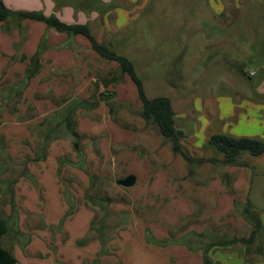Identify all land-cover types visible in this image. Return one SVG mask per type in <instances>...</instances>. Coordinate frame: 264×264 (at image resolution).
Masks as SVG:
<instances>
[{"label":"crops","instance_id":"crops-1","mask_svg":"<svg viewBox=\"0 0 264 264\" xmlns=\"http://www.w3.org/2000/svg\"><path fill=\"white\" fill-rule=\"evenodd\" d=\"M2 1L5 6L14 11H36L47 16L55 15L66 24H86L92 35L101 43L106 41L103 40V35L128 27L131 19L135 18V15L131 16L129 7L130 2L133 3L135 0ZM1 26L3 27V25ZM7 26L10 29L7 33L9 35L0 32L2 39L15 45L16 41L21 39V36L14 37L17 28L26 31L27 43L25 42L24 46L29 54L22 51L7 53L0 48V127L13 128L12 130L0 129V138L3 140V133H6L8 137H14L15 134L24 140L33 138L38 141L37 131L35 130L32 135L31 130L27 129V125L36 127L53 112L63 108L66 102H62L61 99L67 97L71 91L74 95L70 100L73 98L88 99L95 90V83L98 81H96V75L97 78L99 76L92 68L95 67L98 68V71L106 72L117 69L119 64L114 60L101 58L93 50L90 40L82 34L70 36L66 32L49 27L43 21L29 18L15 19L12 22H7ZM10 35H13L12 40L9 38ZM22 36L25 38L24 35ZM109 39L114 44V41L121 39V36L114 37V40H111L113 38ZM0 46H2L1 43ZM37 53H39V65H41L38 72L23 90L19 88L18 91L16 88L11 90V87H16L17 83L25 78L30 58ZM59 69L66 73L57 75L54 71ZM75 77L80 82L73 86ZM100 87L103 91L113 89L114 92L125 89L126 92L129 91L139 98L137 86L127 74L121 83L110 84L107 88L100 84ZM90 91L92 92L90 93ZM211 93L212 96H215L216 104H209L205 107L204 99L201 98L202 110H198L199 117L194 123L193 137L195 141H197V136L199 137L195 143L196 151L200 149L202 152L204 144L214 134H227L234 137L254 136L248 134V131H239L233 126H228L226 112L228 108H231L230 99L219 97L217 96L219 93L214 91ZM170 99L172 101V98ZM113 100L120 103L116 97ZM42 101L46 103V106L41 104ZM50 101L52 104H47ZM172 106L176 114L173 101ZM31 107L36 112L35 116L27 115ZM82 110L79 109L77 115ZM91 111L100 115L102 121L87 118L81 122L80 118L77 119L79 132L80 128L85 134L96 133L98 135L94 136H102L101 139H103L96 149L94 146L96 154H91L90 161L99 164L103 156L104 162H113L115 166L121 165L122 176L120 178L134 174L137 180L133 186L129 187L130 194L138 200H143L145 205H151L149 208L154 206L151 209L157 210L158 216H149L151 218L147 217L149 220H145L143 217L130 215L129 224H125L111 233L112 239L107 243L106 251L102 253L103 245L100 239L85 240L91 233V224L97 208L89 209L86 205L80 208L72 199L67 200L65 194L61 192L65 187L58 178V175L69 166L68 169H73L82 179V175L85 174H80L77 170L85 169L88 172L86 161L84 162L85 167L79 164V157L75 161L71 159V163H67L70 165L65 166V163L59 167L58 157L68 153V145L59 146V142L60 140H64L62 142L69 141L67 139L56 140L51 143L47 158L38 161L40 164L45 163V167L34 166L29 168L27 173L22 174L32 180V183L24 184V200L20 206L24 209L21 208V212H24L25 215L23 214L17 220L22 223V229L11 228L12 230L8 233H11L10 241L7 246L3 244L15 255L18 260L17 264H204L202 249H190L187 245L178 242L181 238L187 240L188 232L200 233L208 226L193 228L192 225H198L191 224L189 227L192 228L188 227L187 231L178 233V226L183 223H180L181 219L185 220V218L194 215L197 208L196 200L183 194V184L179 178L175 177V172L165 166L167 162L164 165L158 164V161H161L160 158L149 157V152L142 147L120 148L113 153V147L111 148L113 143L128 147L136 140H143V137L138 135L137 131L124 128L114 120H108L110 108L105 100H101L99 106ZM238 122L240 125L241 122ZM105 133H108L110 138L105 137ZM2 140L0 139V148L5 139ZM205 148L217 152L211 147ZM184 150L187 152L185 148ZM83 152L85 154L84 150ZM193 156L196 158V155L193 154ZM200 157L203 156L200 155ZM130 162L138 165L142 171L127 169ZM216 163L218 167L215 170L212 169L213 177L207 185L215 205L208 223L218 224L224 218L231 224H235L233 219L236 213L240 214L237 221L246 223L243 210L247 202L248 187L249 185L252 187L251 173L243 166L225 165L221 161ZM182 169L184 171V168ZM2 171L3 168L0 167V176ZM135 171L142 173L141 177ZM89 174L87 173L90 181ZM233 174L237 175L236 179H230ZM224 176L226 179L223 178ZM137 185L138 188L132 189ZM250 196L255 202L256 197L253 196L252 189ZM84 203H86V199ZM255 204L254 206L260 210L259 216L264 224V207L259 202H255ZM11 205L14 212L15 202L14 205L12 203ZM120 207L118 206L117 209H121ZM235 207L238 212L233 215L231 212L236 210ZM69 211L70 214L66 216ZM29 214L33 215V220L43 219L44 226L41 228L26 227L24 224L27 223ZM0 218L8 220L10 223L9 218ZM152 222L154 223L152 224ZM147 235L155 241L169 240V243L163 245L149 242ZM24 238L26 241H22ZM245 250V245L237 247V243L226 247L214 246L209 251V256L214 264H264V253L263 255L251 253L256 259L247 261Z\"/></svg>","mask_w":264,"mask_h":264},{"label":"rangeland","instance_id":"rangeland-1","mask_svg":"<svg viewBox=\"0 0 264 264\" xmlns=\"http://www.w3.org/2000/svg\"><path fill=\"white\" fill-rule=\"evenodd\" d=\"M129 7L131 16L135 15V18L131 19L128 27L103 35V40L106 41L102 43L110 46L109 38L114 40V37L121 36V39H116L114 44L111 43V49L133 61L138 76L143 80L148 97L169 96L172 98L176 110L177 126L184 131L185 137L181 142L187 153L194 154L196 157L201 155L206 159L215 158L216 161H204L194 165L188 163L181 154L174 153L172 142L160 134L155 124L147 123L141 116L139 109L142 102L138 96L129 91L126 92L125 89L115 91L116 100L121 103L117 119L120 125L124 124L127 128L137 131L143 140H136L128 147L113 143L111 145L113 153L120 148L128 149L138 146L147 150L149 157L160 158L162 162L158 161V164L164 165L167 162L165 166L175 172V177L179 178L183 184V194L196 200L197 208L194 215L198 226L192 225V227L201 228L208 225L200 232L202 233L201 238L195 237L194 241L197 244L204 246L210 240L225 235L237 238L248 237L253 227L250 220H253L251 218L248 220L244 216L246 223L237 221L240 215L236 213L238 212L237 206L236 210L231 212L233 215L236 213L233 219L235 224H231L224 218L218 224L208 223L215 205L207 185L213 177V170L218 167L216 162L221 161L222 156L218 152L205 148V144L202 152L200 149L196 151L195 143L199 137L197 136V141H195L193 134L194 123L198 120L199 111L202 110L201 98L204 99L205 107L209 104L215 105V96L211 93L214 91L219 93L217 96L230 99L231 108H228L226 112L228 126H233L239 131H248V134L254 135L251 137L264 140V0H135L133 3L130 2ZM14 20L10 18L8 21L0 22L2 23L0 32L9 33L7 22ZM18 36H21V39L17 40L15 45H11L10 41L5 42L0 35L1 50L7 53L22 51L29 54L24 46L27 40L26 31L17 28L14 37ZM9 38L12 40L13 35ZM92 70L99 74L98 78L96 75V81L107 72L98 71L95 67ZM251 71L254 73L252 74ZM54 72L57 75L66 73L60 69ZM79 82L80 80L75 77L73 86ZM100 91H103L102 87ZM67 95L69 98L73 97V91ZM43 102L41 104L46 106ZM47 104H52V102H47ZM28 111L27 115H36L32 107ZM79 118L81 122L87 118L102 121L100 115L87 110L79 112L77 119ZM107 119L113 120L110 112ZM238 121L241 122L240 125ZM244 125L246 127H243ZM26 127L31 130L32 135L35 133V125ZM0 129L12 130L13 128L5 126ZM79 130L80 133L85 134L80 128ZM3 134L5 141L4 144L2 143L3 147L0 148V167L3 168L0 176V217L9 218V225L12 229H22V223L17 220L24 214L20 206L24 200V184L32 183L28 176L24 177L22 174L27 173L29 168L34 166L45 167V163L32 161L36 139L24 140L15 134L14 137ZM94 135L98 134L88 132L80 141V148H83L86 154L88 172L85 169L79 170L77 166L74 167L78 169V173H84L86 176L82 175L81 179L73 169H68L69 166L58 175L65 187L61 192L65 194L67 200L72 199L80 208L86 205L87 208L94 210L93 204L84 198L90 185L87 173H93L100 177L96 182V187L91 189L90 195L96 197L99 202L107 198L103 203V208L96 205L97 223L106 222L109 226H114L118 221L116 216L120 214L118 211L122 210L128 211L131 216L143 217L145 220H149L147 219L149 216H156L157 210L151 209L154 206L149 208L151 205H145L143 200H138L130 194L129 187L118 184L122 176L121 165L115 166L113 162H104L103 156L99 164L90 161L91 154H96L97 145L99 146L103 141L102 136ZM202 135H204L203 132ZM104 136L110 138L108 133ZM67 140L69 142H62L64 140L59 142V146L68 145V153L58 157L60 165L66 163L65 166L70 165L67 164L71 163L67 162L68 160H77L75 145L79 147V144H75L71 138ZM201 145H203L202 142ZM78 159L79 164L85 167V160ZM242 161L244 162L242 165L236 166H243L248 170L251 173L250 182H252V187L251 185L248 187L246 199L251 198L252 189L253 196L256 197L255 202H259L264 207V153L259 156L244 153ZM127 169L141 170L133 162L127 165ZM135 173H139L140 177L142 175L139 171ZM236 176L233 174L230 179H236ZM223 178L226 179L225 176ZM9 184L13 194L8 187ZM135 188H138V185L132 189ZM85 199L86 203H84ZM12 201L15 202L14 212L10 203ZM251 201L255 204L252 198ZM118 206H121V209H117ZM32 216V214L28 215L29 219L24 224L26 227L41 228L44 226L43 219L33 220ZM181 222H183L182 219ZM53 230L56 229L53 228ZM10 237L11 233L3 238L4 245H8ZM22 241H26V238ZM255 243L258 244L259 239ZM244 245L241 242L237 243V247ZM251 255L250 253L246 256Z\"/></svg>","mask_w":264,"mask_h":264},{"label":"trees","instance_id":"trees-1","mask_svg":"<svg viewBox=\"0 0 264 264\" xmlns=\"http://www.w3.org/2000/svg\"><path fill=\"white\" fill-rule=\"evenodd\" d=\"M11 17L16 20L29 18L43 21L49 27H53L60 32H66L70 36L82 34L90 40L93 50H95L101 58L114 60L119 64L117 69L108 70L101 77V79L95 83V90L88 99L73 98L70 100L69 96L64 97L61 100L62 102H66V105L53 112L50 116L45 118L42 123L36 125L35 130L37 131L39 139L36 143L35 156L32 158L33 162L43 161L47 158L48 149L52 142L69 138H71L75 144H79V147H76L75 145L77 155L80 159L85 160V154L83 152L84 149L80 148V141L86 136V134H81L77 129V111L79 109L87 111L94 110L99 106L101 100H105L110 108V115L112 119L120 124L117 119V114L121 108V103L113 100L116 97V92L111 90L100 91V84L107 88L110 84L121 83L123 82L126 74L137 86L139 98L142 101V107L140 108L141 116L147 123L149 122L155 124L158 127L160 134L172 142V150L174 153L181 154L188 163L194 165L203 163L204 161H216L215 158H195L193 155L184 150L181 142V140L185 137L184 131L177 126V117L173 109L171 99L168 96H156L153 98L148 97L143 80L138 76L133 61L130 58L115 52L110 46H106L104 43L97 41V39L92 35L88 25L66 24L55 15L47 16L36 11H14L5 6L3 1L0 0V22L7 21ZM40 67L39 53H37L30 58L25 78L17 83L16 87H11L10 89L12 90L13 88H16L18 91L19 88L20 90H23L24 87L28 85L30 79L38 72ZM116 72L118 75H115ZM60 105L62 104L60 103ZM121 125L122 127L127 128L126 125ZM2 146L3 145L1 144V147ZM205 147H211L221 154V161L225 165H242L244 163L242 161V155L244 153H249L252 156H259L264 153V140L256 137H234L227 134H214L208 138L205 143ZM68 162L70 161L68 160ZM89 177L90 186L85 192V198L93 204V207L97 208L96 205H100V207L103 208V203L107 200V198H105L102 202H99L96 200V197L90 195L91 189L96 187V182L100 176L90 173ZM9 189L11 190V193H13L10 186ZM109 201L110 200H108V202ZM11 203L14 205L13 201ZM235 203L238 204V202ZM118 213H120L116 216L118 221L115 222L116 224L114 226H109L106 222L97 223V216L95 215L91 224V233L85 238V240L94 238L100 239L103 245L101 250L102 253L106 251L107 243L112 239L111 233L115 229L127 224L129 221L130 213L128 211L122 210L118 211ZM69 214L70 211L67 212L66 216ZM243 214L248 220H250V218L253 220H250L253 227L248 237L237 238L235 236L228 237L225 235L223 237H216L217 239H212L209 243L203 246L194 241L196 236L198 237L197 239L201 238L202 233L190 231L186 236L187 240H185V238H181L178 242L187 245L190 249H202L204 252V264H214L209 256V251L214 246L226 247L234 243L241 242L246 245L245 259L247 261H254L256 258H253L252 255L249 257L246 255L250 253L263 255L264 224H262L259 216L260 210L253 205L250 198L247 199ZM196 221L195 215L185 218L183 223L178 226V233L187 231L189 229V225L198 223ZM10 230L11 227L9 226L8 220L0 218V264L18 263L15 255L2 243L3 238L8 235ZM147 239L149 242L156 244L167 245L169 243V240L162 242L155 241L148 235ZM257 239H259V243L255 244Z\"/></svg>","mask_w":264,"mask_h":264},{"label":"water","instance_id":"water-1","mask_svg":"<svg viewBox=\"0 0 264 264\" xmlns=\"http://www.w3.org/2000/svg\"><path fill=\"white\" fill-rule=\"evenodd\" d=\"M137 177L134 174H129L124 178L118 180V184L124 187H131L136 183Z\"/></svg>","mask_w":264,"mask_h":264},{"label":"built area","instance_id":"built-area-1","mask_svg":"<svg viewBox=\"0 0 264 264\" xmlns=\"http://www.w3.org/2000/svg\"><path fill=\"white\" fill-rule=\"evenodd\" d=\"M252 74L254 73V72H251Z\"/></svg>","mask_w":264,"mask_h":264}]
</instances>
